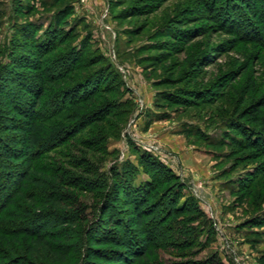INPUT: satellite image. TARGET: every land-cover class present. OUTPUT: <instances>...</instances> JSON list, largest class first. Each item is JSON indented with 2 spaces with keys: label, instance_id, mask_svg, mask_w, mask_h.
Masks as SVG:
<instances>
[{
  "label": "trees",
  "instance_id": "trees-1",
  "mask_svg": "<svg viewBox=\"0 0 264 264\" xmlns=\"http://www.w3.org/2000/svg\"><path fill=\"white\" fill-rule=\"evenodd\" d=\"M225 1L237 10L244 8L238 18L227 22L239 25L243 18V40L264 47V0H203L202 6L212 16ZM253 1L260 3L255 14ZM55 10L46 26L27 22L15 31L39 51L31 65L38 79L0 78V96L13 113L3 116L0 108V120L5 117L11 122L19 146L16 150L6 144L0 123V240L9 251L0 249V264H166L168 255L184 258L168 264H210L212 259L197 263L193 258L213 236L212 223L194 198L184 195L178 176L146 153L140 159L147 178L139 182L129 162L121 171L110 167L107 177L97 165L80 158L85 155L83 149L114 157L116 151L108 149L107 137L127 120L134 105L119 91L120 73L111 62L98 67L106 75L112 73L108 81L98 75V61L80 59L87 45L84 38L60 51L74 34L69 22L74 13L70 5ZM7 51V46L0 45V56ZM13 53L12 49L9 56ZM10 58L0 63L3 75L12 66ZM59 60H63L62 68L56 71L50 64ZM232 80L214 79L205 88L162 92V96L175 104L211 105L226 94ZM243 105L244 99L209 113L208 120L220 119L224 125L219 138L209 137L208 124L207 130L196 133L211 143H229L241 152L264 155V98L251 99L240 110ZM12 159L22 161L20 168L15 170ZM244 175L238 182L240 188L254 178L252 172ZM112 186L116 189L113 195ZM31 189L44 191L34 194ZM159 208L162 213L156 216ZM262 217L257 224L260 228L264 213ZM8 219H13L11 227L2 222ZM155 221L157 227L150 229ZM95 222L106 225L95 228ZM203 234L206 240L201 239Z\"/></svg>",
  "mask_w": 264,
  "mask_h": 264
},
{
  "label": "rangeland",
  "instance_id": "rangeland-1",
  "mask_svg": "<svg viewBox=\"0 0 264 264\" xmlns=\"http://www.w3.org/2000/svg\"><path fill=\"white\" fill-rule=\"evenodd\" d=\"M54 1L0 0V45L14 52L0 56L3 64L10 57L13 60L8 73H0V78L38 79L31 65L39 51L15 31L27 22L46 26L55 9L70 5L74 14L69 22L74 26L75 36L66 40L60 51L84 38L87 45L80 59L98 61L96 68L111 62L120 73L119 91L134 105L132 113L125 117L127 120L117 126L114 135L107 137L108 149L116 151L114 157L83 149L86 156L80 158L97 165L98 171L107 177L110 167L121 171L129 162L137 170L135 177L139 182L147 178L144 171L147 168L140 157L144 153L151 155L178 176L184 195L193 197L212 223L214 234L209 237L207 247L193 258L195 262L201 263L204 258L212 259L210 264H264V227L257 225L264 213V155L241 152L229 143H211L196 133L197 129L207 130L208 124L209 137L219 138L224 125L220 119L208 120L213 109L230 108L244 99L241 110L251 99L264 98V47L256 41L243 40V18L239 25L227 22L238 18L244 8L237 10L230 1H225L217 6V14L211 16L202 6L203 0H62L57 4ZM258 3L252 2L254 14L259 12ZM224 7H228L227 11ZM253 26L257 28L259 24L254 22ZM62 61L57 64L52 61V69L61 71ZM98 71V75L112 81V73L106 75V70L99 68ZM226 77L234 79L232 84L211 105L175 104L162 96V92L205 88L214 79ZM0 98L1 114L13 115L3 96ZM0 123L6 144L17 150L11 122L4 117ZM185 129L191 132L184 133ZM11 162L16 165L15 170L22 163L13 159ZM245 172H252L254 178L247 187L240 188L238 182L245 178ZM113 188L112 195L116 193ZM42 190L31 192L38 194ZM159 213L161 208L155 215ZM11 221L2 222L11 227ZM99 224L95 222L93 227ZM156 227V221L151 223L150 229ZM206 238L203 234L201 239ZM0 249L9 252L2 240ZM167 257L166 264L184 260Z\"/></svg>",
  "mask_w": 264,
  "mask_h": 264
}]
</instances>
